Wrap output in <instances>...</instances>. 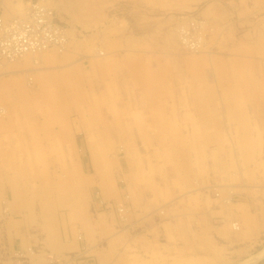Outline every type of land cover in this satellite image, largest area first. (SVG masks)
<instances>
[{
    "label": "rangeland",
    "instance_id": "374dc122",
    "mask_svg": "<svg viewBox=\"0 0 264 264\" xmlns=\"http://www.w3.org/2000/svg\"><path fill=\"white\" fill-rule=\"evenodd\" d=\"M34 1L37 0H0V13H3L6 18L22 16L26 5ZM53 2L57 6L58 20L75 29L77 35L74 34L75 37L69 43L68 52L70 51L77 61L72 65L67 64L66 61L59 63L60 61L52 59L42 63L48 69L29 73L33 74L36 84L41 83L39 86L28 84L26 73L12 70L14 67L23 66V63L0 65V106L8 109H6L8 113L6 112L4 115L6 117H0V133L7 129V134H9L4 140H0V145H7V149L14 147L15 137L20 138L18 130L31 129L32 124L38 122L40 128L58 131L59 143L63 144V150H65L68 160L70 154L68 140L71 132L77 135V149L82 145L81 139L87 140L85 133H88V130V138L93 141L95 130L101 129L103 144L107 142L109 149L106 148V151L102 150L100 153L105 155L108 162H111L109 164L110 173L112 174L114 171L111 179L114 180L115 171L122 168L125 173L129 172L137 188L140 189L139 193L144 192L147 198H152L155 195L164 199V196H160L162 188L173 189L171 184L173 182L169 181H174L176 176L172 175L174 165L162 157L160 152L167 148L171 142L173 143L172 138L184 135L190 148L193 147V144H204L202 151H189L191 169H199L203 164L211 166L214 170V176L211 175V179L215 182H220L217 180V175L222 178V182L224 179L231 180L234 177L250 180L258 175V211L252 212H258L259 243L255 252L261 250L264 247V115L256 114L253 111L252 104L254 103L236 104L238 106L234 105V109H232L235 113H232L227 98L221 95L220 89L212 93L205 91L207 96L213 94L215 97L214 100H206L209 102V106L214 109L215 119H201L195 108L193 110L187 109V107L181 109L180 105L176 108V99L180 101L181 98L185 100L191 97L190 80L194 78V74H197L196 70L199 66L196 62L186 61L189 53L179 45L173 32V26L174 17L176 18L183 12H188L189 15L197 19L207 6H214L217 12H222V15H227V17L221 19V22H225L224 29L219 36L215 37L214 41L217 40L218 44H215L216 47H213L212 53H217L222 47L223 49L228 47L227 52H229V49H233L235 42L238 43L242 36H251L254 33L255 25L252 22L264 16V0L256 2L255 0H53ZM86 9L94 12V17L91 20H84L82 17ZM226 30L232 32L227 34ZM247 31L252 34L245 35ZM187 33L190 31L188 30ZM262 34V39L259 35L258 39L264 43V32ZM207 40L209 41V36ZM95 49L103 50L106 54L96 57ZM209 50L211 48H208ZM90 54L97 58L94 60L96 63L91 61V56H86ZM203 55L207 54L200 56ZM90 62L96 64L94 68ZM208 62L209 59L205 65L203 64L204 70L208 66L212 67V63ZM57 63L59 64L57 65ZM35 65L31 64L30 67ZM76 67L83 71L76 70ZM69 71H72L70 78L62 75ZM144 71L146 72L144 73ZM139 77L140 79H138ZM206 77L208 78V75ZM38 88H42L40 90L43 94L46 93V96L52 95V98L59 103L50 106L47 97L41 96L37 91ZM154 88L158 89V91L156 90L158 95L155 94ZM61 97L67 103H62ZM158 102L161 104H159V109L162 114L157 111ZM56 105L60 106L61 115L53 113V107ZM137 111L141 114L139 118L135 117ZM241 112H245L246 115L239 117V115L243 116ZM51 116L55 119H49ZM92 116L94 117L91 118ZM231 116L235 118L232 119ZM165 123H170L174 127V131H166L164 134L165 128L162 125ZM243 123L247 125L252 135L240 134L237 127ZM3 127L5 128L3 129ZM257 127L258 135L256 136L254 132ZM213 131H219L222 135L214 136L216 142L206 141L208 135ZM42 134L44 135L42 138H47L45 132ZM243 137L250 141L244 143ZM117 144L123 145V156L120 153L119 157L115 155ZM7 154L11 155L8 150ZM248 155L251 156L247 157ZM84 156L82 164L86 166L89 161L86 155ZM119 158L121 163L116 162ZM50 169L55 174L57 167L52 165ZM228 173L234 175L230 176ZM193 179L194 174H189L188 180L182 182L184 183L183 191ZM119 185L123 186V183L119 181ZM153 186L156 191L153 190ZM235 190L238 192V189ZM210 196L214 199L217 197L215 193H211ZM93 198L102 209L103 206L99 204L100 196L97 192L93 193ZM237 198L238 195L233 196V203ZM111 203L110 206L107 205L103 209H110L109 207L114 205V201L111 200ZM127 211L129 212L130 209ZM184 216L187 217L184 222L190 223L194 228L198 227L200 220H198L196 211H184ZM236 220L239 222V218ZM216 222H220V219H217ZM249 223L252 222L249 221ZM256 261L253 264H261L264 257L259 258L258 263Z\"/></svg>",
    "mask_w": 264,
    "mask_h": 264
},
{
    "label": "crops",
    "instance_id": "0c3cea01",
    "mask_svg": "<svg viewBox=\"0 0 264 264\" xmlns=\"http://www.w3.org/2000/svg\"><path fill=\"white\" fill-rule=\"evenodd\" d=\"M255 58L251 59L258 60ZM257 73L258 67L253 72L258 80ZM211 74L208 67L209 81ZM191 94L185 100L176 99V108L179 105L181 109L195 108L200 118L203 110L209 113L208 97L202 98L203 110L200 111L198 93ZM261 95L256 85L255 102L264 106ZM253 111L258 114V109L253 108ZM245 115L244 112L239 117ZM242 125L244 127L238 129ZM242 125L237 127L239 132L252 135L247 125ZM254 134L258 135V127ZM0 138L4 140L6 136ZM196 146L198 151L204 148L202 143L193 144L191 151ZM31 147L27 136L25 151L28 153ZM7 148V145H0V264H238L258 249V212H252L258 211V175L250 180L242 177L224 179V183L232 184L239 192L232 206L225 208L202 191L197 195H185L188 201L192 198L185 205L182 197L174 200L182 194V182L186 181L182 179L169 181L173 182V189L168 187L167 190L169 198L158 200L152 196L158 200L155 203L138 189L130 200L128 212L132 226L125 231L117 228L115 211L101 209L92 198L93 191L99 188L104 198L115 200L120 196L121 188L110 178L104 183L105 180L93 171L90 160L85 166L82 158L79 159L77 174H71V167L65 166V172L69 169L68 174L64 179H58L50 169L53 163L46 165L48 169L44 173H40L39 162L32 161L30 169L26 164V167H20L19 159L27 153L24 154L16 144ZM213 171L211 166L204 164L199 169L190 166V173L197 177L207 172L214 176ZM216 177L222 182L219 175ZM63 186L70 189L67 200L59 193ZM3 200H7L8 213L2 205ZM184 211H196L200 220L198 227L184 222L187 218ZM227 216L229 219L239 218L243 231L234 232L227 222H216ZM244 216H248L252 223H245ZM81 247L87 249L81 252ZM16 252L20 256L12 259L11 255Z\"/></svg>",
    "mask_w": 264,
    "mask_h": 264
},
{
    "label": "bare ground",
    "instance_id": "6f19581e",
    "mask_svg": "<svg viewBox=\"0 0 264 264\" xmlns=\"http://www.w3.org/2000/svg\"><path fill=\"white\" fill-rule=\"evenodd\" d=\"M256 1H258V0H255V2ZM33 3H36L34 5H38V9L40 11V15H41L42 18H49L50 16H52V13H53L54 18H56V20H58L57 15H56L57 14L56 13V11H57L56 7L57 6L53 2V0H37V2H33ZM33 3H29L28 5H26L25 10H23L22 16H12V17L6 18V17H4L3 13H0V34L3 32V30H4V28L6 26L11 24V22H14V25L17 24L16 22H23V23H29L30 22V23H32L33 20H32L31 14H30V8L33 6ZM82 17H83L84 20H91L94 17V12L92 13L89 9L88 10L86 9L83 12V16ZM226 17H227V15L224 16V15H222V12H217L215 7L211 6V5L207 6V8L203 10V12L200 14V16L197 19L195 17H193L192 15H189L188 12L187 13L183 12L180 15H178L176 18L174 17L173 32L175 34V37H176L179 45L181 46V48L184 51H186L187 53H189V55H187V53H185V55H187L186 61L188 60L190 62H192V61L196 62V63H198L197 66H199L198 69L196 68L197 69L196 70L197 74H194V78H191V80H190L189 90L191 91V93H193V94L195 93V95H196V92L198 93V96H197L198 101H197V103H198V107H199L200 111L203 110L202 109L203 103H202L201 100H202L203 97L205 98L207 96L205 94V91H207L206 93H208V92L212 93L213 91L215 92V90H216V92H217V90L220 89L221 95H224L223 97L227 98V103H229V108H231V110L234 109V105L243 104L244 101L249 100V101H251V103H255V104H252L253 108L258 109V113L263 115L264 114V106L257 105V103L255 102L254 96H255V89H256V85H257L258 86V94L262 93L261 97H264V64H263L264 63V43H263L262 40L258 39V35L262 39V35H263L262 33L264 32V28H263L264 16L259 18L258 20H254L252 22L255 25L254 33L252 34L251 32L249 33L247 31L246 34H245V35L252 34L251 36H248V35L247 36H242L241 39H239L240 41L238 43L235 42V44L233 46V49H231V50L229 49V52H227L228 51L227 50L228 47L225 48V51L222 50L223 49V47H222V49H219V51L217 53L214 52L215 53L214 54V53H212V49H213V47H216L215 44H218L217 40L214 41V39H215V37L219 36V34L223 31L225 22H223V21L221 22V19H224ZM59 22L61 23V25H64L61 21H59ZM220 24H223V25H220ZM258 25L259 26L261 25V26L259 27ZM64 26L66 28L62 32L61 38L59 40H57L56 42H50V44L48 43V44H46L43 47H40V48H37V49H34V50H29L28 49V50H25L24 52H21V53L20 52H18V53H7V54H5V56L0 54V65H7V64H13V63H20V64L23 63L22 64L23 66L14 67V68H12V70L26 73V81H27L28 84L33 85V86L41 85V83L40 84H36L34 82V79H33V74L30 75L29 73H34L35 71L41 72V71H44V70L48 69V68H46V66H43L42 63H46L47 61L49 62V60L52 59V60H55L57 62L60 61L59 63H63V62L66 61L67 64L72 65L73 63H75L77 61V59H75L73 57L71 52L70 51L68 52V48L70 47L69 43L75 37L74 34H76V32L74 31L75 29H74V27H72L70 25L69 26L64 25ZM116 30H118V29H116ZM188 30L190 31V33H187ZM226 31H227L226 32L227 34H230V32H232L230 30H226ZM206 36L207 37L209 36V41L207 40ZM130 40H131V38H130ZM133 41H135V40H133ZM211 41H213V42L211 43ZM208 48L209 49L211 48V50L208 51ZM94 51H95L96 57L104 56L106 54L103 50H100V49H95ZM210 51H211V53H210ZM75 53H77V52H75ZM202 54H207V55L200 56ZM86 56H88V57L91 56L92 57L91 61L96 63L94 60L95 59L97 60V58H95L93 54L86 55ZM206 56H208V57H206ZM255 57H257L258 60L251 59V58L256 59ZM80 58H82L81 55H80ZM208 59H209V62L212 63V67L211 68L208 66L209 67V71L212 73L211 74L212 78H211L210 81L212 83H214V85L206 77L208 75V68H206V70H204V68H203V64L205 65V63H207ZM21 60L24 61V62H22ZM165 60H167V59H165ZM92 62H90V63H92ZM59 63H57V65ZM94 63L91 64V66L93 68L96 65ZM31 64H36V65L33 66V67H30ZM40 65H41V67H39ZM99 65H102V64H99ZM257 67H258V73H257L258 74V80H257V78L255 79V75L253 74V72L255 73V68H257ZM59 68H60V66H59ZM77 69L80 72L83 71L82 69H79V68L76 67V70ZM142 70H143V68H142ZM146 71H144V73ZM166 71H168V70H166ZM166 71H165V73H167ZM71 72L72 71H69L67 73L64 72L62 75L67 76V77L70 78L71 77V75H70ZM178 73H180V72H178ZM142 74H143V72H142ZM173 78H176V77H173ZM138 79H140V77ZM138 79H136V80H138ZM142 79H144V78H142ZM257 81H258V84H256ZM156 84H157V82L155 83V85ZM157 86H155V88H158ZM171 87H170V90H171ZM155 88H154V90H155ZM40 89H42V88H40ZM40 89L37 90V91L40 93L41 96L47 97L46 99H47V102L50 104V106L52 104H54V103H59V102L55 101L52 98L53 97L52 95L50 96L48 94L46 96V93L43 94L42 90H40ZM144 89H145V87H144ZM156 90L158 91V89H156ZM156 90L154 92H155V94L158 95ZM161 93L164 95L163 91H161ZM111 94H112V92H111ZM207 97H208L209 100H214L215 99L213 94H208ZM106 98H107V96H106ZM61 99H62V97H61ZM253 100H254V102H253ZM219 101H221V100H219ZM223 101H224V99H223ZM225 101H226V99H225ZM62 103H67V101L62 99ZM159 104L160 103L158 102V107H157L158 110L157 111H158L159 114H162L161 110L159 109ZM188 104L190 105V103H188ZM236 106H238V105H236ZM137 108H138V106H137ZM160 108H161V106H160ZM6 109L2 105L0 106V117L3 118V116L6 115V112L8 113V111H7L8 109L7 110ZM53 109H54L53 113L55 115H61L60 114L61 113L60 106L56 105V106L53 107ZM115 109H116V106H115ZM213 110H214L213 107L210 109L209 113L207 112V110H203L201 112V115H200L201 118L204 119V120L211 119V118L215 119V116H214L215 112H213ZM232 113H235V112L232 110ZM116 114H117V111H116ZM241 114H244V113L241 112ZM140 116H141V114H139L138 111L135 112V117L136 118H139ZM4 117H6V116H4ZM93 117L94 116H92L91 118H93ZM231 117H233V116H231ZM8 118H10V117H8ZM51 118L55 119V117H53V116H51L49 119H51ZM170 118H172V117H170ZM233 118H235V117H233ZM114 119H118V118H114ZM15 120H14V122H15ZM21 120H22V118H21ZM84 120H86V119H84ZM129 120H130V118H129ZM171 120H173V119H171ZM3 123H2V125H3ZM82 123H83V120H82ZM173 123H175V122H173ZM38 124H39L38 122L35 123V124H32L33 126L31 127V129H28V130H22V129L18 130V132H20V133H18L20 138L18 139L17 138L18 136H16L15 139H14V144H16L18 146V149H23L21 151L24 154L27 153V151H25V139H26L27 136L29 137V143H31V145H32V147L30 148L28 153L24 157H21L19 159L20 160V167H26L25 166V164H26V165H28V168L30 169V167L32 165V161L35 162V163L39 162V164H40V173H44V171H46L48 169L46 167V165L47 164L49 165V164L53 163L57 167V170L55 171L54 176L56 178H58V179H64L66 173L68 174V170H69V169H67L66 172H65L64 167L65 166L71 167L70 168V169H72L71 174L73 172H74V174H77L78 173V171L76 170V168L78 167L77 163L80 161L79 160L80 158H82L84 155H86L88 160L91 161V166H94L93 167V171L96 172V174L99 175V177L101 179L105 180L104 183L108 182L109 178L111 179L113 177L112 174H113L114 171L111 174L110 173L111 170H110V166H109V164L111 162H108L107 159L105 158V155L100 153L102 150L106 151V148H108L107 147L108 146L107 142H105L103 144V141H102V138H101L103 132H102L101 129L97 128L99 130H97V131L95 130V133H94L95 137H94L93 141H91L90 138H88L89 137V135H87V134H89V130H88V133H85V135L87 137V140L86 139H84V140L81 139L82 145H81V147L80 146L77 147V149H76V146L78 145L77 135L71 132L69 134V140H68V142H69L68 145H70L68 148L71 150V152H70L69 158L67 160L66 155L63 152V144H61V142L59 143V133H58V131L55 130V129L46 130L45 128H40L41 126H39ZM20 126H21V124H20ZM162 126H164V128H165V130H163V131H165L164 134L166 133V131L167 132L168 131H171V132L174 131V127L170 123H165ZM55 127H58V126H55ZM242 127H244V125H242L241 127H238V129H242ZM4 128L5 127H3V129ZM76 128H77V125H76ZM42 132H45L47 138L46 137L42 138L44 136L42 134ZM65 132H67V131H65ZM0 134H1L0 137H2V136L8 137V135H9V134H7V129L5 131H3V133H0ZM240 134L241 135H245V136L247 135V134H244L243 132H240ZM15 135H17V134H15ZM107 135H109V134H107ZM216 135L218 137L221 134L219 133V131H215V132L213 131L212 134L208 135L206 141L210 140V141H215L216 142V139H215L216 137L214 138V136H216ZM63 138H64V136H63ZM243 138H244V141H243L244 143H248L250 141V140H246L245 137H243ZM44 139H45V141H44ZM217 140H219V138H217ZM151 141H153V140L151 139ZM172 141H173V143L171 142L168 145V147L166 146L167 148H165L162 152H160V153H162L160 155L174 165L173 166V172L172 171L171 172H172V175H174V177L176 176L175 178L182 179V180H184V178H185V180L187 181L188 178H189V174H191L190 173L189 157H188V153H190L189 151H191V148L189 147L190 144H187V142H186V140L184 138V135L181 136V137L177 135L176 138L175 137L172 138ZM246 141H248V142H246ZM130 147L132 148V145ZM146 147H148V146L146 145ZM163 147H165V146H163ZM194 151H198L197 146H196ZM163 152H164V155H163ZM119 153L120 154H122V153L124 154V147L121 144H117L115 155L117 157H119V155H118ZM32 154L34 155L33 157H31ZM123 154H122V156H123ZM250 156L251 155H248L247 157H250ZM75 157L77 159H74ZM115 159H116V157H115ZM116 162L121 163L120 158ZM169 162H168V164H169ZM144 166H146V165H144ZM134 168H135V166H134ZM69 174H70V172H69ZM169 174L171 175V173H169ZM61 175H62V177H61ZM135 175H137V173H135ZM146 176H148V175H146ZM139 177H141V176L139 175ZM166 177L168 178V176H166ZM111 181H112L113 184H116L117 186H119L121 188V192L119 191L120 196H118L117 199L113 200L114 201V205L109 207L110 209L106 208L105 210L115 211L116 216H117V228H120V230L125 229V231H126V229H128L130 226H132L130 224L129 220H128V216H127V212L128 211L127 210H129L131 208L130 200L133 197L136 196L134 194L137 192L138 188H137L136 184L134 183L133 178L131 177V175H129V172L125 173L124 170H122V168L120 170L117 169L115 171L114 180L111 179ZM119 181H121L123 183V186L119 185ZM136 183H137V181H136ZM188 186L189 187H187L185 189V191H182L181 195L178 194L174 198V200L176 198H180V197H182V199H183L185 195L186 196L187 195H191V194L197 195L198 192H201V191H202V193H205V195H210L211 193L212 194L215 193V195L217 196L216 197V201L218 203H220L221 205H223L224 208H225V207L232 206V204H233V200H232L233 196L239 194V192H237L235 190L236 188L233 187L232 184L224 183V182H215V180L211 179V174L209 172H207V174L202 176L201 178L197 177V176H194V179L189 183ZM63 187L64 188L60 189L59 193L62 195V197H64L65 200H67L69 198L70 194H71L70 193V189L65 187V186H63ZM181 188L183 190V186ZM162 189H163V191L162 192L160 191L161 192L160 196H164V199L169 198L170 197V192L167 191L168 188L165 187V188H162ZM164 189H166V190H164ZM153 190H155V187L153 188ZM94 192H95V194H96V192L99 194V196H100V198H99V202L100 203L99 204H101V206H103V208L106 207L107 205L110 206L112 204L111 203V199H106V198L103 197V195H102V193H101L99 188L94 190L93 193ZM164 192L165 193L167 192V193L165 194ZM156 198L158 200L161 199V197L159 198V196H156ZM190 199H192V198H189V201H190ZM158 200L150 198L149 201H151L152 203H155V202H158ZM103 201H105L106 203L104 204ZM187 201L188 200L185 199V198L182 200L184 205H185V202H187ZM102 204H104V205H102ZM2 205L4 206V209L6 210L5 212H7V209H9V207H7L8 206L7 205V200H3L2 201ZM229 217L227 216L224 219L220 218V222H223V221L227 222L229 227L234 232H240L242 230V222L240 223L236 219H232V218L229 219ZM243 221H245V223H249V217L248 216H244L243 217ZM126 223H128V224H126ZM81 238H82V236L79 235L78 239L81 240ZM203 248H204V246H203ZM85 249H87V248H85ZM261 257H264V247L261 250H259L256 254L252 255L249 259H246L244 261H240V263L238 262V264H253L256 260H258ZM61 261H63V260H61ZM140 262H142V261H140ZM142 263H144V262H142ZM236 264H237V262H236Z\"/></svg>",
    "mask_w": 264,
    "mask_h": 264
},
{
    "label": "built area",
    "instance_id": "2783aa9c",
    "mask_svg": "<svg viewBox=\"0 0 264 264\" xmlns=\"http://www.w3.org/2000/svg\"><path fill=\"white\" fill-rule=\"evenodd\" d=\"M37 2V1H34ZM30 8V14L32 17V23L11 22L6 26L3 32L0 34V54L18 53L25 50H34L40 47L50 44V42H56L61 38L62 32L65 30V26L52 16L49 18H42L38 5H34ZM35 20V21H34ZM85 248L82 247L81 252H84ZM20 256V253H13L12 259H16ZM73 258V256H69Z\"/></svg>",
    "mask_w": 264,
    "mask_h": 264
}]
</instances>
